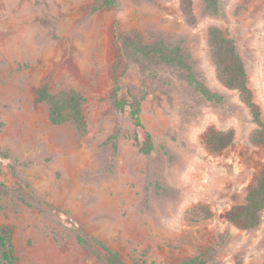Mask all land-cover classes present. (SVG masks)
<instances>
[{
    "label": "rangeland",
    "instance_id": "374dc122",
    "mask_svg": "<svg viewBox=\"0 0 264 264\" xmlns=\"http://www.w3.org/2000/svg\"><path fill=\"white\" fill-rule=\"evenodd\" d=\"M0 0V148L29 165L18 168L33 197L29 207L0 197V222L14 229L18 264H104L76 241L83 230L116 249L127 264H179L204 254L206 264H264V209L260 222L240 229L224 214L244 201L264 166V145L248 137L256 124L236 90L216 77L206 44L209 26L235 40L248 84L264 121V0H220L204 13L193 0L196 23L185 22L179 0ZM162 39L191 53L197 76L222 95L202 99L184 70L133 55L120 36ZM133 93L148 95L141 118L155 149L138 151L136 129L110 100L113 75ZM74 89L85 97L86 129L53 125L36 91ZM234 131L233 143L210 151V130ZM3 163L2 178H14ZM33 201L32 199H30Z\"/></svg>",
    "mask_w": 264,
    "mask_h": 264
},
{
    "label": "trees",
    "instance_id": "16d2710c",
    "mask_svg": "<svg viewBox=\"0 0 264 264\" xmlns=\"http://www.w3.org/2000/svg\"><path fill=\"white\" fill-rule=\"evenodd\" d=\"M204 13L215 16L220 11V0H202ZM117 0H98V4L92 10L116 5ZM179 9L185 22L189 25L196 23V15L193 10V0H179ZM123 45L133 55L141 57H154L162 63L180 66L185 72L187 85L206 101L219 103L222 95L209 88L198 76L195 70L191 53L179 44H169L162 39L152 43L141 40L138 35L131 39L119 37ZM210 59L214 65L215 74L219 82L227 89L236 90L240 101L248 108L256 127L248 137V141L254 145H264V121L258 104L254 101L252 90L248 84V74L245 62L238 51L235 40L218 26H209L206 35ZM113 87L110 100L118 112H126L132 125L144 130V139H140L137 132L129 135L120 129L114 132L106 142H111L114 150L117 148V139L120 135L130 136L138 151L142 154H150L155 149L153 134L145 128L142 122V103L148 95L146 88L142 93L136 94L125 86V95H121L123 86L118 75H113ZM37 102H45L48 106L47 118L53 125L66 122L72 123L78 130L86 129V121L83 113L85 97L78 91L70 89L58 93H52L44 82L36 91ZM234 131L210 130L206 135V146L210 151H220L233 143ZM0 158L9 160L7 172L14 178V184L8 185L2 178L3 163L0 161V197L12 195L26 206L50 205L45 200H37L33 197V189L30 183L22 179L18 174L20 166H26L31 161H22L8 149L0 148ZM32 199L33 201H31ZM264 209V166L259 171L253 184L248 188L244 201L233 205L224 216L230 223L240 229H251L260 222L261 212ZM14 229L10 225L0 222V264H18L19 257L16 253L13 241ZM76 241L87 248L91 254L104 264H127L120 253L109 246L105 241L83 230L76 231ZM179 264H206L204 254L183 259Z\"/></svg>",
    "mask_w": 264,
    "mask_h": 264
}]
</instances>
